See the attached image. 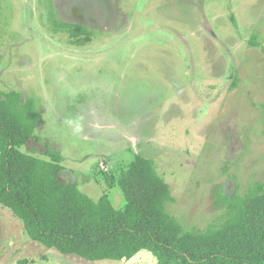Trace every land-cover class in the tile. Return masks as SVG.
I'll return each instance as SVG.
<instances>
[{
    "label": "rangeland",
    "instance_id": "374dc122",
    "mask_svg": "<svg viewBox=\"0 0 264 264\" xmlns=\"http://www.w3.org/2000/svg\"><path fill=\"white\" fill-rule=\"evenodd\" d=\"M80 19L84 44L58 26ZM0 90L40 108L22 150L58 152L59 179L94 201L123 207L115 178L136 154L169 185L183 231L222 220L217 189L264 183V0H0ZM0 264L164 263L145 249L62 254L0 205Z\"/></svg>",
    "mask_w": 264,
    "mask_h": 264
},
{
    "label": "trees",
    "instance_id": "16d2710c",
    "mask_svg": "<svg viewBox=\"0 0 264 264\" xmlns=\"http://www.w3.org/2000/svg\"><path fill=\"white\" fill-rule=\"evenodd\" d=\"M54 23H58L54 21ZM75 43L91 40L79 23H58ZM41 112L35 99L0 90V205L10 209L28 236L62 254L89 261L124 260L148 250L164 264H264V183L243 195L217 189L225 206L218 223L183 231L167 210L174 201L169 185L150 159L136 154L115 178L125 203L115 208L108 194L96 201L77 183L59 179L61 156L48 159L22 147L34 136ZM112 187L114 178H106Z\"/></svg>",
    "mask_w": 264,
    "mask_h": 264
},
{
    "label": "flooded vegetation",
    "instance_id": "af4514ba",
    "mask_svg": "<svg viewBox=\"0 0 264 264\" xmlns=\"http://www.w3.org/2000/svg\"><path fill=\"white\" fill-rule=\"evenodd\" d=\"M83 22L85 23V21H84V20H83ZM77 23H79V24H83L81 19H80V21H79V22H77ZM83 25H85V24H83Z\"/></svg>",
    "mask_w": 264,
    "mask_h": 264
}]
</instances>
